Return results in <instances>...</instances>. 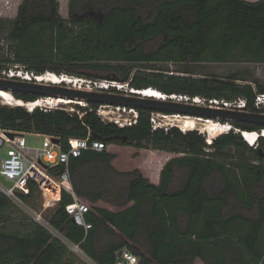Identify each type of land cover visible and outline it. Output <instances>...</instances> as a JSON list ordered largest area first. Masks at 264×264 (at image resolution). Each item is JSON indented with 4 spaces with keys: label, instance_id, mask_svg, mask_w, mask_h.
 <instances>
[{
    "label": "trees",
    "instance_id": "obj_1",
    "mask_svg": "<svg viewBox=\"0 0 264 264\" xmlns=\"http://www.w3.org/2000/svg\"><path fill=\"white\" fill-rule=\"evenodd\" d=\"M103 21L64 18L58 0H23L14 19H0V52L5 63L25 72L109 78L134 89L153 87L166 94L207 98H244L246 110L264 112L255 98L264 84L170 74L169 70L136 68L137 64L172 61L179 64L264 62V0H87ZM78 0H72V11ZM19 67V66H18ZM183 72L188 73L184 68ZM24 102L38 96L15 92ZM80 117L63 109L0 105V128L49 134L66 147L69 137L99 134L107 144L131 145L179 153L168 160L160 181L152 182L138 168L120 170L114 153L86 151L72 158L73 190L90 203L100 200L120 207L109 211L93 206L78 225L67 210L74 196L63 189L57 205L43 218L50 228L21 210L0 191V264H90L70 249L78 244L96 264H115L117 253L130 249L139 264H264V136L256 147L241 131H261L256 123L234 121L232 128L208 142L199 130H153L150 111L140 109L138 123L118 127L105 123L76 104ZM224 123V122H223ZM241 130V131H239ZM127 141H110L112 136ZM61 168L56 169L59 173ZM19 193L23 203L35 200ZM39 212V211H38ZM14 221L15 229L10 225Z\"/></svg>",
    "mask_w": 264,
    "mask_h": 264
},
{
    "label": "built area",
    "instance_id": "obj_2",
    "mask_svg": "<svg viewBox=\"0 0 264 264\" xmlns=\"http://www.w3.org/2000/svg\"><path fill=\"white\" fill-rule=\"evenodd\" d=\"M13 71L6 72V70L0 69V77H14ZM25 73V76L29 75V72H17ZM49 73V72H47ZM33 76L34 74L31 73ZM64 75V74H61ZM75 80L81 79L78 87L73 84V87L84 90H108L111 93H131L134 88L129 87L127 83H122L111 79H93L88 77H78L73 75H67ZM24 78L22 76H18ZM127 85V87H124ZM161 92V91H160ZM166 99H174L178 101H188L200 105L211 106L214 108H229V109H244L246 110L247 101L244 98H234L231 100L220 98H207L202 96L190 97L187 95L166 94ZM49 99L60 98H40L37 101H47ZM26 102V103H34ZM85 106H89V103L74 101ZM60 103H46L39 104L43 110L63 109L70 113H77L82 117L85 112L81 111L78 107L72 106L70 108L59 106ZM255 104L257 108H261L264 105V93L256 95ZM28 108V107H27ZM35 108V107H34ZM34 108H28L33 110ZM90 111H95L96 114L105 123H113L118 127H131L138 123L140 118V109L124 105L113 104H98L97 108H88ZM178 114L165 113L160 111H150V122L153 130L164 129L168 131L173 126H176L175 117ZM232 126L228 124L227 131ZM241 131V130H239ZM248 131H241L243 137ZM9 133H13L12 138ZM253 133V132H251ZM26 134L40 135L43 137V142L40 147H35L27 144ZM52 135L42 133H28L11 129L0 128V174L5 180L11 182V185L5 183L0 179V191L8 196L10 199L16 202H22L19 193L29 194L30 183H37L45 192L46 197H51V200L55 203L59 202L61 198V191L63 189L70 192L73 196L75 192L71 181L70 161L72 158H77L83 155L86 151L101 152L107 150L108 144L102 139H95L91 136V132L87 137H69L67 138L66 147H62L61 139L59 143L53 142ZM245 138V137H244ZM246 140V138H245ZM247 141V140H246ZM248 142V141H247ZM249 145L256 147L257 142L250 143ZM3 152L6 153L3 156ZM61 168L59 173H55L56 169ZM67 210L71 213L73 220L85 229L92 228V224L87 222L85 215L91 210V207L84 201L79 200L77 197L72 204L67 206ZM28 213L38 222L42 223L46 227L50 228L48 222L43 218V211L34 212L28 211ZM74 250L82 252L87 262L90 264H96L90 259L79 247L78 244H73ZM70 246V245H69ZM74 251V252H75ZM115 264H139V257L134 254L130 249L123 248L117 253V261Z\"/></svg>",
    "mask_w": 264,
    "mask_h": 264
},
{
    "label": "rangeland",
    "instance_id": "obj_3",
    "mask_svg": "<svg viewBox=\"0 0 264 264\" xmlns=\"http://www.w3.org/2000/svg\"><path fill=\"white\" fill-rule=\"evenodd\" d=\"M23 0H0V19L12 20L16 17L19 6ZM59 1V12L64 17L67 18L68 13V0H58ZM9 43L7 40L0 39V52H8ZM19 66V67H18ZM136 68H144L147 71L153 69H163L169 70L170 74L178 75H192L195 77H215L218 79H227L231 75L239 76L237 80L240 83H251L254 86L257 82L264 84V62H253V61H223V62H210V60L204 61L203 63H187L179 64L172 61H160L157 63H147V64H137ZM23 66L14 63H5L2 70L6 72L13 71L14 73L23 72ZM187 69L188 73L182 70ZM98 77L95 79H110L109 76L111 72L108 69L97 70L94 72ZM110 74V75H109ZM79 77V76H78ZM89 78V77H88ZM256 82V83H255ZM73 86V85H71ZM126 90H123L125 93ZM79 103H60L59 106L70 108L76 106ZM0 105L16 106L5 104V101L0 97ZM82 105V104H79ZM85 106V105H82ZM257 107V105L255 104ZM25 107V106H24ZM259 109V108H258ZM261 109H264L262 104ZM223 123V122H219ZM231 122H226V125ZM224 124V123H223ZM231 124H229L230 126ZM177 126V125H176ZM221 126V125H220ZM179 127V126H178ZM180 128V127H179ZM223 133L228 132L222 128H219ZM199 130L206 135L208 140L213 139L217 136L211 128H201L194 129ZM263 130V129H262ZM219 135V133H218ZM27 144L35 147H40L43 142V137L40 135L26 134ZM212 137V138H211ZM109 147V146H108ZM113 152L115 155L114 164L122 170H131L138 168L145 176H147L152 182L158 183L160 181V175L164 164L173 157L179 156L181 154L170 152L166 150L154 149V148H137L131 145L115 144L113 146ZM6 155L5 152L2 154ZM38 192L35 200H30L27 204L23 202H15V204L21 209L28 211H44L45 216H48L49 211L54 208L57 203L51 200V197H46L43 189L37 184ZM90 207L91 204L84 199ZM44 216V215H43ZM10 225L15 229L14 221ZM70 249L74 250V245L69 243ZM76 254L82 259L87 260L86 256L82 252L75 251ZM201 264V263H200Z\"/></svg>",
    "mask_w": 264,
    "mask_h": 264
},
{
    "label": "water",
    "instance_id": "obj_4",
    "mask_svg": "<svg viewBox=\"0 0 264 264\" xmlns=\"http://www.w3.org/2000/svg\"><path fill=\"white\" fill-rule=\"evenodd\" d=\"M98 20L103 21L104 13H100ZM46 74V73H45ZM44 74V75H45ZM25 76V75H24ZM29 76V75H28ZM42 75H34L31 78L0 77V90L9 91L14 97L15 92L35 94L40 98H60L71 99L73 101H83L86 103L97 104H113L135 107L149 111H160L181 116H191L203 124L210 120L215 122H249L264 126V112H253L244 109L214 108L211 106L200 105L188 101H178L174 99L156 98L153 96H145L139 92L143 89H134L131 93H111L108 90H84L68 85L66 82L54 83L47 81H39L38 77ZM149 88V87H147ZM16 98V97H15ZM21 100V99H18ZM23 101V100H22ZM13 138L14 134L9 133ZM91 136L95 139H101L99 134L94 132ZM110 141H127L125 136H112L107 138ZM53 142L59 143V138H53ZM0 179L6 184L11 182L5 180L0 174Z\"/></svg>",
    "mask_w": 264,
    "mask_h": 264
},
{
    "label": "bare ground",
    "instance_id": "obj_5",
    "mask_svg": "<svg viewBox=\"0 0 264 264\" xmlns=\"http://www.w3.org/2000/svg\"><path fill=\"white\" fill-rule=\"evenodd\" d=\"M13 75H17V76H22L26 79L31 78L33 75L31 73H29V76H24L25 73H13ZM39 81H47V82H54V83H62V82H66L68 84H73L76 85L78 87L79 82L81 81V79L75 80L74 78H71L70 76H67V74L64 75H56L54 73H46L45 75L43 74V76L38 77ZM124 87H127V85H124ZM135 92H139L140 94H143L145 96H153L156 98H165L166 96L163 95L162 92H160L159 90L153 88V87H149V88H145V90H134ZM0 97L5 101V104H9V105H19V106H25L28 108H34L39 106L40 103L42 102H46V103H72L74 102L71 99H49L47 101H35L34 103H26L22 100H18L17 98H15L9 91H5V90H0ZM83 102V101H80ZM175 123L177 124V126H179L182 130L184 131H188V130H194V129H201V128H211L213 132H215V135L218 133L221 134L223 133L219 128L227 130V125L226 123H219V122H215V121H208L205 122V124L202 123V121H199L198 119L191 117V116H181V115H177L175 117ZM230 124V123H229ZM221 125V126H220ZM232 126V125H231ZM253 132V133H251ZM264 136V129L261 131H248L246 134H244V137L246 138V140L250 143H254L258 141V138L260 136ZM212 138V137H211ZM212 140L210 139L209 142H211Z\"/></svg>",
    "mask_w": 264,
    "mask_h": 264
},
{
    "label": "flooded vegetation",
    "instance_id": "obj_6",
    "mask_svg": "<svg viewBox=\"0 0 264 264\" xmlns=\"http://www.w3.org/2000/svg\"><path fill=\"white\" fill-rule=\"evenodd\" d=\"M100 15L101 14L94 10L93 7L87 2V0H78L77 9L72 11V0H68L67 18L69 19L71 18V16H73V18L75 19H88L89 17L98 19ZM85 72L94 73L95 71L90 70ZM110 144H108V146Z\"/></svg>",
    "mask_w": 264,
    "mask_h": 264
},
{
    "label": "crops",
    "instance_id": "obj_7",
    "mask_svg": "<svg viewBox=\"0 0 264 264\" xmlns=\"http://www.w3.org/2000/svg\"><path fill=\"white\" fill-rule=\"evenodd\" d=\"M248 1H257V0H248ZM115 144L113 143V144H110L109 145V147L107 148V151L108 152H112V153H114L113 152V146H114ZM114 161V160H113ZM113 164H114V162H113ZM115 165V164H114ZM116 166V165H115ZM117 167V166H116ZM118 168V167H117ZM119 169V168H118ZM120 170H122V169H120ZM78 198L79 200H81V201H84V199L83 198H81V197H78L76 194L74 195V199L75 198ZM91 204V208H93V206H95V207H98V208H102V209H106V210H109V211H119L121 208L120 207H118V206H116V205H113V204H111V203H108V202H105V201H102V200H100V201H98V202H96V203H90ZM204 264V262L200 259V258H197L196 260H195V263L194 264Z\"/></svg>",
    "mask_w": 264,
    "mask_h": 264
},
{
    "label": "clouds",
    "instance_id": "obj_8",
    "mask_svg": "<svg viewBox=\"0 0 264 264\" xmlns=\"http://www.w3.org/2000/svg\"><path fill=\"white\" fill-rule=\"evenodd\" d=\"M208 142H209V140H208Z\"/></svg>",
    "mask_w": 264,
    "mask_h": 264
}]
</instances>
